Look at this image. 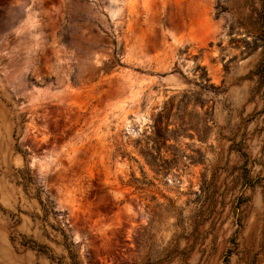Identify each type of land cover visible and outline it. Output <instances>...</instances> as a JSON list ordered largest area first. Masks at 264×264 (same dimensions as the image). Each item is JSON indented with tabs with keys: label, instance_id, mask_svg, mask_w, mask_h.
<instances>
[{
	"label": "rangeland",
	"instance_id": "obj_1",
	"mask_svg": "<svg viewBox=\"0 0 264 264\" xmlns=\"http://www.w3.org/2000/svg\"><path fill=\"white\" fill-rule=\"evenodd\" d=\"M264 0H0V264H264Z\"/></svg>",
	"mask_w": 264,
	"mask_h": 264
},
{
	"label": "trees",
	"instance_id": "obj_2",
	"mask_svg": "<svg viewBox=\"0 0 264 264\" xmlns=\"http://www.w3.org/2000/svg\"><path fill=\"white\" fill-rule=\"evenodd\" d=\"M262 72V71H264V57H263V59H262V61H261V63H260V66L258 67V72Z\"/></svg>",
	"mask_w": 264,
	"mask_h": 264
}]
</instances>
